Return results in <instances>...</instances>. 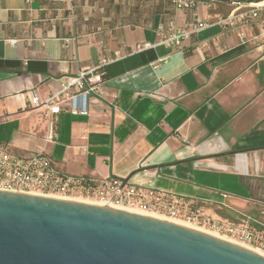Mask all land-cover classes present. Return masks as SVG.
<instances>
[{
  "label": "crops",
  "instance_id": "crops-1",
  "mask_svg": "<svg viewBox=\"0 0 264 264\" xmlns=\"http://www.w3.org/2000/svg\"><path fill=\"white\" fill-rule=\"evenodd\" d=\"M85 1L83 10L96 8ZM153 4L119 24L104 12L102 28L85 29L67 0H0V144L42 151L67 174L122 177L264 225V24L224 26L229 1ZM196 20L209 24L163 42ZM101 57L110 62L98 92L53 115L30 107L32 93L46 99Z\"/></svg>",
  "mask_w": 264,
  "mask_h": 264
},
{
  "label": "water",
  "instance_id": "water-1",
  "mask_svg": "<svg viewBox=\"0 0 264 264\" xmlns=\"http://www.w3.org/2000/svg\"><path fill=\"white\" fill-rule=\"evenodd\" d=\"M0 264H264V256L165 219L0 190Z\"/></svg>",
  "mask_w": 264,
  "mask_h": 264
},
{
  "label": "built area",
  "instance_id": "built-area-1",
  "mask_svg": "<svg viewBox=\"0 0 264 264\" xmlns=\"http://www.w3.org/2000/svg\"><path fill=\"white\" fill-rule=\"evenodd\" d=\"M175 9L194 10L202 0H167ZM218 0H207V5ZM233 9L218 22L229 28H238L253 21L264 24V0H231ZM197 16L196 13H194ZM207 21L190 24L163 37L165 43L178 44L180 39L207 26ZM169 28L173 29L171 23ZM110 62L101 57L97 65L62 77L60 89L40 100L31 95L30 107H47V113L57 114L67 109V102L77 94L98 92L105 74L104 67ZM71 114L87 115L86 109L70 107ZM54 121H49L48 140L54 138ZM0 190L49 196L75 201H91L118 209H130L153 217H166L177 223L215 233L234 243L264 254V225L250 219L234 220L210 214L205 208L192 204L190 197L166 189L138 185L117 176L95 174L71 175L62 172L46 153L40 151L21 155L0 144Z\"/></svg>",
  "mask_w": 264,
  "mask_h": 264
},
{
  "label": "rangeland",
  "instance_id": "rangeland-1",
  "mask_svg": "<svg viewBox=\"0 0 264 264\" xmlns=\"http://www.w3.org/2000/svg\"><path fill=\"white\" fill-rule=\"evenodd\" d=\"M69 3L70 15L75 21H82L85 29L96 28L104 24L103 14L106 13V18H110L112 24H119L128 21L132 17V13L136 14L138 12L143 13L147 16L151 13V8L153 3L160 2L161 0H86L87 6L89 4L96 5V8H91L88 10L82 9V4L84 0H67ZM91 15L87 20L83 19V15ZM205 231V230H204ZM215 234V233H213Z\"/></svg>",
  "mask_w": 264,
  "mask_h": 264
},
{
  "label": "bare ground",
  "instance_id": "bare-ground-1",
  "mask_svg": "<svg viewBox=\"0 0 264 264\" xmlns=\"http://www.w3.org/2000/svg\"><path fill=\"white\" fill-rule=\"evenodd\" d=\"M81 202H85V203H90V204H96V205H99V204H97V203H95V202H91V201H81ZM126 210H127V211H130V212L139 213V212H137V211H133V210H130V209H126ZM157 218H161V219H165V220H168V221H172L171 219L166 218V217H158V216H157ZM172 222H174V221H172ZM176 223H177V222H176ZM179 224H182V225H185V226H188V227H191V228H194V229L200 230V231H204V230H202V229H200V228H196V227L191 226V225L186 224V223H179ZM204 232H206V233H208V234H211V235H214V236H216V237L222 238V239H226V238H224V237H222V236H218V235L213 234V233L208 232V231H204ZM226 240H228V239H226ZM229 241H230V240H229ZM231 242H232V241H231ZM242 246H243V245H242ZM249 249H250V248H249ZM255 251H256V250H255ZM256 252H257V251H256ZM258 253H260V252H258ZM260 254L264 256L263 253H260Z\"/></svg>",
  "mask_w": 264,
  "mask_h": 264
},
{
  "label": "trees",
  "instance_id": "trees-1",
  "mask_svg": "<svg viewBox=\"0 0 264 264\" xmlns=\"http://www.w3.org/2000/svg\"><path fill=\"white\" fill-rule=\"evenodd\" d=\"M218 1L225 2V1H231V0H218Z\"/></svg>",
  "mask_w": 264,
  "mask_h": 264
}]
</instances>
